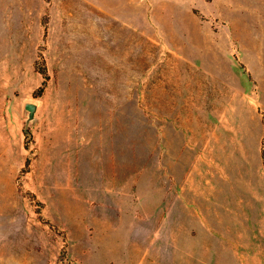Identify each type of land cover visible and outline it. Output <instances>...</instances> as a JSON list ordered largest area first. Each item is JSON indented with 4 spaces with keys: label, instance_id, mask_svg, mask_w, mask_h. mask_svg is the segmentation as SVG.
<instances>
[{
    "label": "rangeland",
    "instance_id": "1",
    "mask_svg": "<svg viewBox=\"0 0 264 264\" xmlns=\"http://www.w3.org/2000/svg\"><path fill=\"white\" fill-rule=\"evenodd\" d=\"M198 256L264 264V0H0V264Z\"/></svg>",
    "mask_w": 264,
    "mask_h": 264
},
{
    "label": "water",
    "instance_id": "2",
    "mask_svg": "<svg viewBox=\"0 0 264 264\" xmlns=\"http://www.w3.org/2000/svg\"><path fill=\"white\" fill-rule=\"evenodd\" d=\"M26 109L28 111V122L35 118V114L37 111V104L33 102H28L26 104Z\"/></svg>",
    "mask_w": 264,
    "mask_h": 264
},
{
    "label": "crops",
    "instance_id": "3",
    "mask_svg": "<svg viewBox=\"0 0 264 264\" xmlns=\"http://www.w3.org/2000/svg\"><path fill=\"white\" fill-rule=\"evenodd\" d=\"M201 230H203V231L207 230V231H210V232L215 231V230H212L211 228L206 227V225H203V227H201ZM192 261L195 262L196 264H206V263L210 264L211 263V258H210V260H207L203 256L202 257L198 256L196 258V260H192Z\"/></svg>",
    "mask_w": 264,
    "mask_h": 264
},
{
    "label": "trees",
    "instance_id": "4",
    "mask_svg": "<svg viewBox=\"0 0 264 264\" xmlns=\"http://www.w3.org/2000/svg\"><path fill=\"white\" fill-rule=\"evenodd\" d=\"M42 73H43V75H44V77H45V81L48 79V72H47V69L44 67V68H41V70H40ZM44 90V86L43 87H40V89H39V93H42V91Z\"/></svg>",
    "mask_w": 264,
    "mask_h": 264
}]
</instances>
